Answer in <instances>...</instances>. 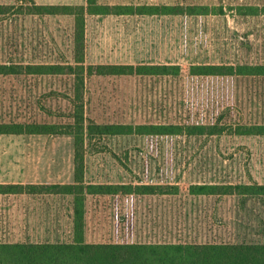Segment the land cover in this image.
<instances>
[{"label":"rangeland","instance_id":"374dc122","mask_svg":"<svg viewBox=\"0 0 264 264\" xmlns=\"http://www.w3.org/2000/svg\"><path fill=\"white\" fill-rule=\"evenodd\" d=\"M96 2L168 7L174 13L87 15L85 67L169 65L178 66V74H85L79 91L69 74H29L24 69L28 64L75 65L74 17L34 14L30 0H0L6 8L0 14V64L23 67L17 74H0V124L67 130L77 99L85 124H219L226 130L212 136L133 133L84 138V185L179 187L173 195L86 194L84 239L264 244V197L188 194L195 184L264 185V135L231 132L240 126H264V76L192 71L202 65H264V0ZM73 141L66 134L0 135V147H31L24 155L41 161L23 164V169H46L52 173L45 175L48 180L66 184L73 183ZM8 232L2 225L0 233ZM7 241L13 239L0 238V243Z\"/></svg>","mask_w":264,"mask_h":264},{"label":"trees","instance_id":"16d2710c","mask_svg":"<svg viewBox=\"0 0 264 264\" xmlns=\"http://www.w3.org/2000/svg\"><path fill=\"white\" fill-rule=\"evenodd\" d=\"M32 10L37 15H71L74 17V62L70 64H28L29 74H69L73 76L76 90L83 85L84 75H177L178 66H132V65H84L85 17L87 15H152L166 14L174 8L101 6L96 0H86L85 5H39L34 0ZM264 8V7H262ZM0 6V14H5ZM264 13V9L262 11ZM23 69L19 64H0V74H17ZM198 75H245L264 76V65L192 67ZM73 123L61 130L56 125L33 124L28 126L0 124V135H53L73 136L74 182L66 185H19L0 184V194L60 193L73 196V240L58 244L0 243V264H264V244L247 243H87L84 240V200L86 194L112 195L116 192L138 195H173L179 192L175 185H84L82 157L83 140L95 136L138 135H218L226 129L214 125H100L85 124L83 105L79 99L72 102ZM233 134L264 135V126H240ZM77 158L79 159L77 161ZM77 161V163H76ZM191 196H260L264 197V185L260 184H195L190 185Z\"/></svg>","mask_w":264,"mask_h":264},{"label":"crops","instance_id":"0c3cea01","mask_svg":"<svg viewBox=\"0 0 264 264\" xmlns=\"http://www.w3.org/2000/svg\"><path fill=\"white\" fill-rule=\"evenodd\" d=\"M39 5H74L71 0H34ZM86 0L78 5H85ZM31 147H0V184L66 185L63 181L47 179L41 170L23 169V164L41 162L24 155ZM37 150H39L37 148ZM15 155L12 158L13 154ZM18 153V154H16ZM23 153V154H22ZM31 172H34L33 174ZM36 172V173H35ZM43 172L44 175H41ZM32 176H34L32 178ZM74 182V166L72 172ZM72 184V183H68ZM94 196H107L91 194ZM73 196L60 193L0 194V228L7 225L9 232L0 238L14 244H58L73 240ZM85 210V200H84ZM85 236V234H84ZM64 240V242H63ZM85 240V239H84ZM85 242H87L85 240ZM89 243V242H87ZM91 243V242H90Z\"/></svg>","mask_w":264,"mask_h":264}]
</instances>
